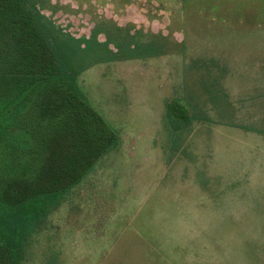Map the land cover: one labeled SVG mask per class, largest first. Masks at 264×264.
Returning <instances> with one entry per match:
<instances>
[{
	"label": "rangeland",
	"instance_id": "obj_1",
	"mask_svg": "<svg viewBox=\"0 0 264 264\" xmlns=\"http://www.w3.org/2000/svg\"><path fill=\"white\" fill-rule=\"evenodd\" d=\"M28 4L82 67L74 84L117 143L33 229L19 264H264V0ZM135 30L160 53L97 60L134 50ZM171 99L191 113L179 132Z\"/></svg>",
	"mask_w": 264,
	"mask_h": 264
},
{
	"label": "trees",
	"instance_id": "obj_2",
	"mask_svg": "<svg viewBox=\"0 0 264 264\" xmlns=\"http://www.w3.org/2000/svg\"><path fill=\"white\" fill-rule=\"evenodd\" d=\"M40 20L28 0H0V264L23 260L34 230L117 143L74 84L82 67L69 63L60 39L53 46ZM105 29L99 26L90 38ZM113 29L117 36L130 31ZM130 35L134 50L97 60L156 56L164 45L140 30ZM165 113L178 132L192 121L177 99L166 102Z\"/></svg>",
	"mask_w": 264,
	"mask_h": 264
}]
</instances>
